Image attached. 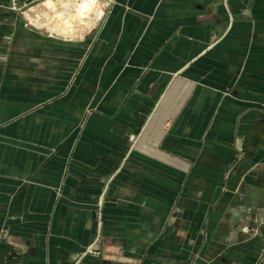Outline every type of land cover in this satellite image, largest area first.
<instances>
[{
  "label": "crops",
  "instance_id": "1",
  "mask_svg": "<svg viewBox=\"0 0 264 264\" xmlns=\"http://www.w3.org/2000/svg\"><path fill=\"white\" fill-rule=\"evenodd\" d=\"M35 1L0 0V264H264V0H99L74 38Z\"/></svg>",
  "mask_w": 264,
  "mask_h": 264
},
{
  "label": "bare ground",
  "instance_id": "2",
  "mask_svg": "<svg viewBox=\"0 0 264 264\" xmlns=\"http://www.w3.org/2000/svg\"><path fill=\"white\" fill-rule=\"evenodd\" d=\"M43 6L46 12L42 16L49 24H43L39 14L36 18L28 15V19L40 28L50 26L49 31L71 38L90 30L104 15L99 0H45Z\"/></svg>",
  "mask_w": 264,
  "mask_h": 264
},
{
  "label": "rangeland",
  "instance_id": "3",
  "mask_svg": "<svg viewBox=\"0 0 264 264\" xmlns=\"http://www.w3.org/2000/svg\"><path fill=\"white\" fill-rule=\"evenodd\" d=\"M56 1H57V0H56ZM35 2H36V4L38 5V6H37V7H38V10L35 11V12H32L31 10H27V9L22 10L21 12L23 13L24 18L27 19V20H29V19H28V14H29V13H30V15H31L32 17H34V18H36V17H37V14H39V15L41 16V22H42L43 24H49L48 21H47V19H46L45 17L42 16V14H43L44 12H46L45 7L43 6V3L45 2V0H37V1H35ZM41 5H42V6H41ZM27 8H29V7H27ZM59 9H60V8H59ZM43 11H44V12H43ZM27 12H28V13H27ZM51 15H53V14H51ZM29 22H30L31 24H33L30 20H29ZM49 27H50V26L42 27L43 29H40V32H47V31H49ZM51 27H53V26L51 25ZM28 28L31 29L30 26H28Z\"/></svg>",
  "mask_w": 264,
  "mask_h": 264
},
{
  "label": "built area",
  "instance_id": "4",
  "mask_svg": "<svg viewBox=\"0 0 264 264\" xmlns=\"http://www.w3.org/2000/svg\"><path fill=\"white\" fill-rule=\"evenodd\" d=\"M100 243V240H98V244ZM98 253V252H97Z\"/></svg>",
  "mask_w": 264,
  "mask_h": 264
}]
</instances>
